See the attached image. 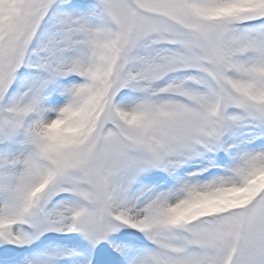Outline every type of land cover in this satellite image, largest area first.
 Wrapping results in <instances>:
<instances>
[{"label":"snow or ice","instance_id":"obj_1","mask_svg":"<svg viewBox=\"0 0 264 264\" xmlns=\"http://www.w3.org/2000/svg\"><path fill=\"white\" fill-rule=\"evenodd\" d=\"M0 264H264V0H0Z\"/></svg>","mask_w":264,"mask_h":264}]
</instances>
